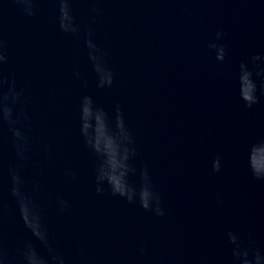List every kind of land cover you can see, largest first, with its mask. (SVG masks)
Wrapping results in <instances>:
<instances>
[{"label": "water", "instance_id": "obj_1", "mask_svg": "<svg viewBox=\"0 0 264 264\" xmlns=\"http://www.w3.org/2000/svg\"><path fill=\"white\" fill-rule=\"evenodd\" d=\"M92 6L73 4L81 27L74 37L50 19L47 0L32 17L15 0H0V37L9 56L4 72L29 85L34 127L65 148L63 160L45 163L41 180L53 202L47 224L66 255L78 261L79 243L91 264H232L230 231L245 241L251 234L264 254V181L248 167L251 147L264 140V77L255 75L264 69V0H98L95 23ZM89 27L115 73L111 88L96 87L83 43ZM218 31L224 36L216 40ZM212 42L224 46L223 62L209 49ZM253 56L260 57L255 64ZM241 63L253 72L260 97L251 108L240 98ZM85 94L112 115L120 106L137 150L130 179L138 186L147 168L165 216L110 192L96 195L94 160L77 135L76 104ZM3 152L6 173L14 161L7 139ZM217 156L221 170L213 172ZM65 163L77 169L76 182L64 179ZM24 175L30 182L31 170ZM57 194L70 201L69 215L55 212ZM5 201L6 235L15 245L28 234L6 192Z\"/></svg>", "mask_w": 264, "mask_h": 264}, {"label": "clouds", "instance_id": "obj_2", "mask_svg": "<svg viewBox=\"0 0 264 264\" xmlns=\"http://www.w3.org/2000/svg\"><path fill=\"white\" fill-rule=\"evenodd\" d=\"M44 2L45 0H15L29 17L36 15L39 6ZM47 2L53 5V15L50 19L58 24L60 31L79 37L81 27L76 22L73 8L76 0ZM88 2L93 5L92 21L95 23L102 10L96 6L98 0ZM93 36L94 29L87 28L84 31L83 43L96 76V87L111 88L115 73L108 67L107 53L94 41ZM223 36L224 33L218 31L216 40ZM208 47L216 51L218 61H224L226 50L223 45L212 42ZM258 59L259 56H253V64ZM8 60L6 42L0 37V264H91L79 243L78 261L66 255L59 235L47 224L46 206L50 203L53 209V202L41 177L45 163L51 165L57 159L65 158V148L59 141L54 140L50 132L34 127L30 114L31 90L28 84L18 83L14 74H5L4 66ZM240 68L244 70L240 77V98L246 107L251 108L260 100L257 84L252 78L253 72L247 70L244 63L240 64ZM74 75L80 79L79 71L74 72ZM255 75L264 77V69L257 70ZM82 86L87 88L86 80L82 81ZM260 95H264V84L260 88ZM76 111L78 139L94 160L93 187L96 195L102 197L106 192H110L111 196L119 197L129 205L139 204L140 208L155 217L165 216L162 196L147 168L141 170L138 186L130 179L136 172L130 160L135 157L137 150L120 106H116L115 114L112 115L97 104L91 95L85 94L79 97ZM6 139L13 150L14 161L8 164L5 173L3 145ZM248 167L253 179L264 181V140L251 147ZM35 169L41 171L38 173ZM25 170L32 172L30 182L24 175ZM212 170H221L219 156L213 160ZM62 175L66 181L78 180L77 169L68 163H65ZM5 192L14 204L15 214L18 215L23 230L28 234L22 235L15 245L9 243L6 235L5 218L8 206ZM54 209L60 216L69 215L71 203L62 194H57ZM227 236L232 245V264H264V254L253 246L254 238L251 234L248 235L247 241L231 231ZM37 242L47 249V255L38 251ZM140 252L145 254L144 244L141 245Z\"/></svg>", "mask_w": 264, "mask_h": 264}]
</instances>
